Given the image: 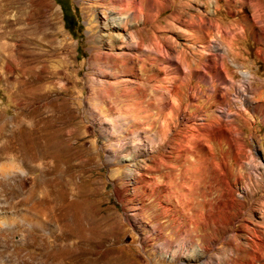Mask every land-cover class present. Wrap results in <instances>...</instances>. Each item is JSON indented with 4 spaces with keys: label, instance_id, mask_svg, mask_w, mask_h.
<instances>
[{
    "label": "rangeland",
    "instance_id": "1",
    "mask_svg": "<svg viewBox=\"0 0 264 264\" xmlns=\"http://www.w3.org/2000/svg\"><path fill=\"white\" fill-rule=\"evenodd\" d=\"M137 2L0 0V264H264V0Z\"/></svg>",
    "mask_w": 264,
    "mask_h": 264
},
{
    "label": "bare ground",
    "instance_id": "2",
    "mask_svg": "<svg viewBox=\"0 0 264 264\" xmlns=\"http://www.w3.org/2000/svg\"><path fill=\"white\" fill-rule=\"evenodd\" d=\"M119 3H121L120 5L122 6V8H120V11H123L125 13H127V17L130 18L132 21L134 19H138V18H141V17H144V14L142 13V9L141 7L139 6V3L137 2V0H117ZM156 1V0H154ZM142 2V1H141ZM149 4V3H148ZM254 4V3H253ZM149 6V5H148ZM116 9H118V7H116ZM122 13V12H121ZM148 14V13H147ZM123 16V15H122ZM119 17L117 18V26L118 27H121V28H124L127 26V21H126V17ZM135 21V20H134ZM197 24V22H195ZM203 23V22H202ZM200 24V23H199ZM216 25V24H215ZM191 28V27H190ZM195 28V27H194ZM129 39L133 40L135 39V35L134 34H130L129 35ZM136 40V39H135ZM152 49L153 51H155V53L158 55V56H163L162 52H163V45L161 43L158 42L157 39H153L152 41ZM141 46V45H140ZM138 47L137 46V43H133V44H130L128 45V48L131 50L133 48H136ZM152 49H151V52H152ZM229 50V48H227ZM232 51V50H231ZM225 53V52H224ZM222 59V58H221ZM125 61V60H124ZM221 62V61H220ZM126 63V62H125ZM162 63V62H161ZM123 70V69H122ZM124 70L125 71H129V68L126 66H124ZM241 77L243 78L239 84V87H238V92L243 94L244 91H245V85H247V81H248V78H249V75L247 72L245 71H240L239 72ZM220 75V74H219ZM185 76V75H184ZM186 77V76H185ZM238 86V85H237ZM124 89V88H123ZM125 90V89H124ZM128 92V91H127ZM126 92V93H127ZM129 97V96H128ZM131 101V100H130ZM140 104V103H139ZM142 106V105H141ZM139 107V105H138ZM133 108V107H132ZM134 109V108H133ZM132 109V110H133ZM142 109V108H141ZM128 111V110H127ZM126 112V111H125ZM128 113V112H127ZM133 114V113H132ZM162 129V128H161ZM164 129V128H163ZM166 131V130H165ZM211 136V135H210ZM199 145V144H197ZM204 145V144H202ZM200 146V145H199ZM238 151V150H237ZM46 169V168H45ZM241 180V179H240ZM251 182V181H250ZM245 183V182H244ZM252 183V182H251ZM249 189V188H248ZM189 192V191H188ZM189 193H192V192H189ZM231 196V195H230ZM184 198V197H183ZM233 198V196L231 197ZM236 201V200H235ZM234 201V204L236 203ZM231 202H233V199H231ZM188 203V202H187ZM229 206H232V204H229ZM222 207V206H221ZM226 207V206H225ZM187 208V206H186ZM227 209V208H226ZM230 211V210H229ZM221 217V216H220ZM204 219V218H203ZM256 259V258H255Z\"/></svg>",
    "mask_w": 264,
    "mask_h": 264
}]
</instances>
